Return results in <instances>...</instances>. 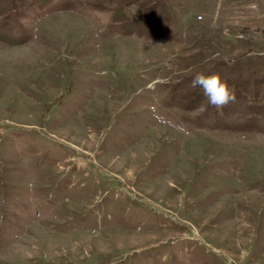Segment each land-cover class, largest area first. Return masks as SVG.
<instances>
[{"label": "rangeland", "instance_id": "rangeland-1", "mask_svg": "<svg viewBox=\"0 0 264 264\" xmlns=\"http://www.w3.org/2000/svg\"><path fill=\"white\" fill-rule=\"evenodd\" d=\"M0 264H264V0H0Z\"/></svg>", "mask_w": 264, "mask_h": 264}, {"label": "clouds", "instance_id": "clouds-1", "mask_svg": "<svg viewBox=\"0 0 264 264\" xmlns=\"http://www.w3.org/2000/svg\"><path fill=\"white\" fill-rule=\"evenodd\" d=\"M191 87L200 89L208 105L221 109L234 102L235 95L218 73L197 72L191 79Z\"/></svg>", "mask_w": 264, "mask_h": 264}]
</instances>
